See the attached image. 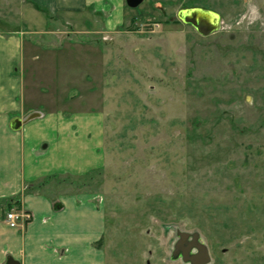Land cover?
Instances as JSON below:
<instances>
[{
  "label": "rangeland",
  "instance_id": "1",
  "mask_svg": "<svg viewBox=\"0 0 264 264\" xmlns=\"http://www.w3.org/2000/svg\"><path fill=\"white\" fill-rule=\"evenodd\" d=\"M185 8L219 30L199 35ZM26 10L0 0V30L43 53L27 64L38 105L101 118L103 167L49 190L102 214L103 263L188 264L173 255L185 232L207 264H264V0H119L113 29L108 12L35 24Z\"/></svg>",
  "mask_w": 264,
  "mask_h": 264
},
{
  "label": "crops",
  "instance_id": "2",
  "mask_svg": "<svg viewBox=\"0 0 264 264\" xmlns=\"http://www.w3.org/2000/svg\"><path fill=\"white\" fill-rule=\"evenodd\" d=\"M24 21L51 23L56 18L72 20L87 11L108 12L114 18L119 0H21ZM37 20V22L35 21ZM66 22V21H65ZM122 22L114 18L106 27ZM31 41L22 33L0 30V264L8 257L19 264H104L98 246L104 232L103 216L83 194H58L51 182L62 187L63 175L83 176L104 165L103 128L98 114L47 111L38 105L33 90L35 64ZM46 70L47 67H46ZM39 116L12 131V120ZM10 208V209H9ZM23 209L32 220L17 229L9 228L5 213Z\"/></svg>",
  "mask_w": 264,
  "mask_h": 264
},
{
  "label": "water",
  "instance_id": "3",
  "mask_svg": "<svg viewBox=\"0 0 264 264\" xmlns=\"http://www.w3.org/2000/svg\"><path fill=\"white\" fill-rule=\"evenodd\" d=\"M126 6L134 9L137 8L142 0H125ZM177 19L185 25L191 26L199 35L206 37L219 30L220 27V17L218 14L201 9V8H185L177 12ZM39 116L38 113H32L26 116L23 120H12L9 123V128L12 131H18L22 124L34 119ZM179 240L177 242L176 248L179 246L181 239L184 240L183 251L181 254V259L184 263L188 264H207L208 263V254L206 246L198 237V234L193 233H179ZM191 238L193 241L185 242V239ZM200 240V242H198ZM174 257L180 258L178 254L174 252ZM175 258V259H176ZM5 264H19L17 261L8 257L5 261Z\"/></svg>",
  "mask_w": 264,
  "mask_h": 264
},
{
  "label": "built area",
  "instance_id": "4",
  "mask_svg": "<svg viewBox=\"0 0 264 264\" xmlns=\"http://www.w3.org/2000/svg\"><path fill=\"white\" fill-rule=\"evenodd\" d=\"M32 214L23 209H11L5 213V222L9 228L24 227L32 220Z\"/></svg>",
  "mask_w": 264,
  "mask_h": 264
},
{
  "label": "bare ground",
  "instance_id": "5",
  "mask_svg": "<svg viewBox=\"0 0 264 264\" xmlns=\"http://www.w3.org/2000/svg\"><path fill=\"white\" fill-rule=\"evenodd\" d=\"M200 240H198V242H200ZM189 241L192 242L193 240L190 237L185 239V242H189ZM183 243H184V240L181 239V241L179 242V246L175 250V253L178 254L179 257H181V248H182Z\"/></svg>",
  "mask_w": 264,
  "mask_h": 264
},
{
  "label": "flooded vegetation",
  "instance_id": "6",
  "mask_svg": "<svg viewBox=\"0 0 264 264\" xmlns=\"http://www.w3.org/2000/svg\"><path fill=\"white\" fill-rule=\"evenodd\" d=\"M183 248H184V247L182 246V248H181V254H182V251L184 250Z\"/></svg>",
  "mask_w": 264,
  "mask_h": 264
},
{
  "label": "trees",
  "instance_id": "7",
  "mask_svg": "<svg viewBox=\"0 0 264 264\" xmlns=\"http://www.w3.org/2000/svg\"><path fill=\"white\" fill-rule=\"evenodd\" d=\"M10 209V208H9Z\"/></svg>",
  "mask_w": 264,
  "mask_h": 264
}]
</instances>
